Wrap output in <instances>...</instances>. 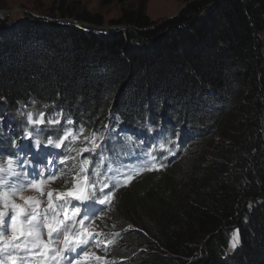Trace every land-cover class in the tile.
<instances>
[{
	"label": "trees",
	"instance_id": "16d2710c",
	"mask_svg": "<svg viewBox=\"0 0 264 264\" xmlns=\"http://www.w3.org/2000/svg\"><path fill=\"white\" fill-rule=\"evenodd\" d=\"M185 1L156 23L148 0H135L115 22L128 29L105 34L0 19V111L53 109L90 133L118 121L119 137L94 156H108L97 177L113 198L85 202L98 213L103 264H264V0ZM78 20L103 24L87 13ZM11 122L0 113V164L26 143L5 128ZM147 151L166 167L113 187L109 176ZM64 165L72 189L75 155ZM233 230L240 243L229 252Z\"/></svg>",
	"mask_w": 264,
	"mask_h": 264
},
{
	"label": "snow or ice",
	"instance_id": "6c2138e0",
	"mask_svg": "<svg viewBox=\"0 0 264 264\" xmlns=\"http://www.w3.org/2000/svg\"><path fill=\"white\" fill-rule=\"evenodd\" d=\"M27 120L30 124H43L44 116L41 113L38 119L33 120L32 114L29 113ZM49 123H59V120L49 118ZM67 123L71 124L72 121L68 120ZM80 134H83V129L80 130ZM69 135L71 131L67 130L60 140L54 142L50 138L47 144L59 148ZM30 136L31 133L26 132V137ZM78 138V136L73 137V139ZM126 139L128 144L133 141L130 136ZM35 144L39 146L40 141L36 140ZM96 147L98 145L93 139V150ZM159 147L163 149L164 144L161 143ZM83 150L89 151L88 148ZM144 155L147 159L130 168L126 174H122V181H115L113 187L128 185L136 175L144 171H159L166 167L162 163L157 164L151 152H146ZM88 164L89 160L82 161V172ZM14 165L15 161L12 157L7 158L6 164H0V264H30V256L35 257L33 264H60L63 260H67V264H86L90 257L89 249L99 246L96 237L100 234L91 230L98 213L90 209L85 202L91 200L92 203L107 206L114 195L111 189L107 192L103 191V188H108V184L103 185L101 196L95 197L90 194L95 185H89L87 176H84L83 184L78 180L71 190L58 194V200L64 201L58 208L54 206L53 194L49 192L48 207L41 210L42 202L38 198L25 197L22 193L27 188H31L43 194V185L46 183L44 174L38 172L30 179L26 172L16 171ZM54 178V174H49L48 179ZM16 197L23 203H16ZM72 200L77 204L73 205L72 211L69 212L66 205ZM81 206L84 209L82 215ZM78 216L79 219H77ZM6 217L7 223H5ZM44 230H46L47 239H44ZM237 243L238 235H234L231 246L234 248ZM95 259L99 260L100 257L96 256Z\"/></svg>",
	"mask_w": 264,
	"mask_h": 264
},
{
	"label": "rangeland",
	"instance_id": "374dc122",
	"mask_svg": "<svg viewBox=\"0 0 264 264\" xmlns=\"http://www.w3.org/2000/svg\"><path fill=\"white\" fill-rule=\"evenodd\" d=\"M135 0H0V19L5 21L8 24L17 23L20 20H24L25 18L32 19V20H42L46 22H56L62 26H74V25H82L86 27L93 28L96 32L95 33H107L110 30L119 29L120 31L127 30L128 27L124 25H116L115 22L121 19V16L124 12L129 11V9H133L135 5ZM187 5L185 0H148L146 5V14L153 22H161L165 19L177 15L180 10ZM62 12H69L72 15L62 16ZM87 13L90 17H100L102 20V25L97 26L90 24L88 22H84L82 20H78V16ZM80 14V15H78ZM75 27V26H74ZM130 29V28H129ZM264 35V34H263ZM5 109L1 110L0 113L2 115H6L10 117L11 120H14L15 123L8 124L5 126L11 131V134L17 137V141L23 140L27 142L33 143L35 150H45L48 147L52 146L55 149H62V153H66L63 155L65 160H68L70 157L69 155H75L77 158V162L79 163V171L76 175V183L79 182L83 184V177L87 176V183L89 185L94 184L95 188L99 187V189L103 188V181L99 179L96 173H100L105 171L104 169V162L108 159V156L98 158V156L94 159V156L98 155V150L101 149L102 145L109 140H116V137H119V131L117 130L116 126L118 121H113L112 125L105 127L101 132L98 133H90L88 131L83 130V134H80V130L77 126L74 125L72 122L68 124L67 121L70 119H65L62 114L58 111H54L50 109L47 112L46 116H44V123L43 124H30L27 120V115L29 113L32 114L33 120L39 118L40 114L35 115L33 111L26 107L19 108L15 111L11 109L9 111L8 107H4ZM49 118L53 120H59V123H49ZM9 123V121H8ZM28 125V126H27ZM70 130L71 135L68 136L61 147L56 148L54 145L47 144L48 139H52L54 142L60 140L61 136L64 134L65 131ZM26 132L31 133L30 137H26ZM5 132L0 131V136L4 135ZM78 136V139H73V137ZM87 137V139H85ZM93 139L95 140V144L98 145L93 150ZM141 140H137L133 138L132 143L137 145L138 141L142 142ZM39 140L40 145L36 146L35 141ZM16 144V142L14 143ZM88 148L89 151H84L83 149ZM148 152V151H147ZM169 153H174L173 149L169 147L168 155H172ZM26 154V153H24ZM85 154V155H84ZM145 154V153H144ZM142 155L140 159H135L131 165L120 166L118 170L121 172L120 174H116V179L113 176H109V179L112 180H120L122 181V174H126L130 168H133L138 165V163L146 158L145 155ZM21 160L24 159L23 150H19L14 157L15 161V170L22 171L19 163ZM101 156V155H99ZM184 156V155H183ZM26 160L29 157L26 154ZM156 158V162L159 163L162 160L161 157L158 155L154 156ZM74 158V157H73ZM1 159V158H0ZM89 160V164L85 171H81L82 168V161ZM7 158L2 159L3 163L6 164ZM159 160V161H158ZM182 160V158H181ZM180 162L173 163L171 166H174ZM91 163L93 167H91ZM99 165V167H97ZM128 166V167H127ZM169 166V167H171ZM108 173H117V171L113 170L112 166H108L106 168ZM90 173V174H89ZM89 174V175H88ZM69 175L68 171H64L61 174V177L57 180L47 181L43 185V194L38 192L34 189L27 188L23 191V195L25 197H34L38 198L42 203L40 204V209H45L48 207V193L51 192L53 203L54 199L58 197L59 193H66L67 191L71 190L66 188L64 184V180L66 176ZM92 176V178H90ZM30 178V177H29ZM31 179V178H30ZM106 178L104 177L103 180ZM11 182V181H9ZM109 187V184H108ZM105 189V188H103ZM93 190H91L92 192ZM90 192V193H91ZM16 203H23L18 197L15 198ZM9 212L11 210L9 209ZM112 212V211H111ZM114 214V213H112ZM108 218V217H107ZM106 218V219H107ZM5 223H7V217L5 218ZM94 225L91 227V230L95 233L99 231V229ZM98 225V224H97ZM100 233V232H99ZM234 235H238V243L233 248L231 245L233 243ZM44 239H47L46 230H44ZM240 243L239 233L237 230H233L230 234V242H229V252H232ZM101 251V250H100ZM90 257L89 264H103L107 261L98 251L96 246H93L89 249ZM94 254V255H92ZM99 256L100 259L96 260L95 257ZM30 264H33L35 257H29ZM60 264H67V260H63ZM87 264V262H86Z\"/></svg>",
	"mask_w": 264,
	"mask_h": 264
},
{
	"label": "water",
	"instance_id": "95a60500",
	"mask_svg": "<svg viewBox=\"0 0 264 264\" xmlns=\"http://www.w3.org/2000/svg\"><path fill=\"white\" fill-rule=\"evenodd\" d=\"M201 16V13L199 14ZM198 15V17H199ZM172 17V16H171ZM170 18V17H169ZM76 28L78 29H81V30H85V31H89V32H96L93 28H91L90 26L89 27H86V26H80V25H74Z\"/></svg>",
	"mask_w": 264,
	"mask_h": 264
},
{
	"label": "bare ground",
	"instance_id": "6f19581e",
	"mask_svg": "<svg viewBox=\"0 0 264 264\" xmlns=\"http://www.w3.org/2000/svg\"><path fill=\"white\" fill-rule=\"evenodd\" d=\"M80 30H81V29H80ZM83 31H85V30H83ZM87 32H88V31H87ZM11 123H12V122H11ZM27 126H28V125H27ZM64 154H66V153H62V154H61V157H62V158H64V157H63ZM69 157H70V155H69ZM20 161L22 162L21 157H20Z\"/></svg>",
	"mask_w": 264,
	"mask_h": 264
}]
</instances>
